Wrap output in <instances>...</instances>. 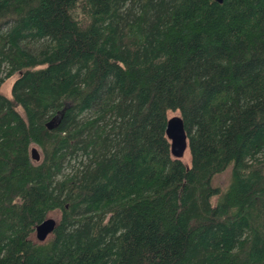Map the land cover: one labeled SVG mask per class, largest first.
<instances>
[{
	"label": "trees",
	"instance_id": "1",
	"mask_svg": "<svg viewBox=\"0 0 264 264\" xmlns=\"http://www.w3.org/2000/svg\"><path fill=\"white\" fill-rule=\"evenodd\" d=\"M0 264H264V0H0Z\"/></svg>",
	"mask_w": 264,
	"mask_h": 264
},
{
	"label": "water",
	"instance_id": "2",
	"mask_svg": "<svg viewBox=\"0 0 264 264\" xmlns=\"http://www.w3.org/2000/svg\"><path fill=\"white\" fill-rule=\"evenodd\" d=\"M222 2V0H216ZM166 136L170 143V153L176 159H181L184 152L188 150L187 136L185 133L183 120L180 115L168 117L166 125ZM31 157L35 161L40 158L39 152L35 147L30 149ZM56 220L47 217L35 227V236L38 241H44L54 230Z\"/></svg>",
	"mask_w": 264,
	"mask_h": 264
},
{
	"label": "rangeland",
	"instance_id": "3",
	"mask_svg": "<svg viewBox=\"0 0 264 264\" xmlns=\"http://www.w3.org/2000/svg\"><path fill=\"white\" fill-rule=\"evenodd\" d=\"M15 78V76H12L8 79H5L4 82H3V85H2V90L5 92V93H8L9 92V88L11 86V83L13 81V79ZM173 115H179L178 112L174 111V112H169L168 113V117H171ZM35 147V146H34ZM37 149V147H35ZM39 151V150H37ZM181 160L185 163V164H189V152L188 150H186L184 152V155L181 157ZM228 177H229V171H225L224 173H221L219 175H217L214 179V184L216 185H220L221 187H223L224 185H226L227 181H228ZM47 217H51L53 219L56 220V222L59 221V218H60V214L58 211H52L50 213L47 214ZM31 238L32 240L34 241H38L36 236H35V231L34 233L31 235Z\"/></svg>",
	"mask_w": 264,
	"mask_h": 264
}]
</instances>
